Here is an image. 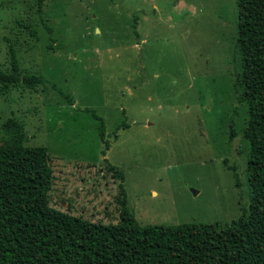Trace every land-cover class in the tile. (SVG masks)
Masks as SVG:
<instances>
[{"label": "rangeland", "instance_id": "1", "mask_svg": "<svg viewBox=\"0 0 264 264\" xmlns=\"http://www.w3.org/2000/svg\"><path fill=\"white\" fill-rule=\"evenodd\" d=\"M237 22L236 0H0V70L19 74L0 143L47 147L61 211L231 222L250 205Z\"/></svg>", "mask_w": 264, "mask_h": 264}, {"label": "trees", "instance_id": "2", "mask_svg": "<svg viewBox=\"0 0 264 264\" xmlns=\"http://www.w3.org/2000/svg\"><path fill=\"white\" fill-rule=\"evenodd\" d=\"M236 4L249 212L226 224L142 225L124 199L118 224L73 215L48 202L54 170L47 147L12 135L0 145V264H264V0ZM18 81L13 60L0 82Z\"/></svg>", "mask_w": 264, "mask_h": 264}, {"label": "water", "instance_id": "3", "mask_svg": "<svg viewBox=\"0 0 264 264\" xmlns=\"http://www.w3.org/2000/svg\"><path fill=\"white\" fill-rule=\"evenodd\" d=\"M2 143H0V145H1Z\"/></svg>", "mask_w": 264, "mask_h": 264}]
</instances>
